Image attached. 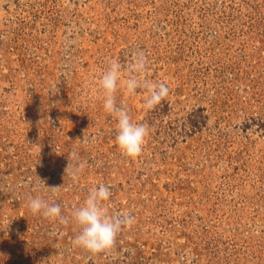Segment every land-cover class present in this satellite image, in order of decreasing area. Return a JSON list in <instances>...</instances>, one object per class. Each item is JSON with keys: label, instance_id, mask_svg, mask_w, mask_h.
<instances>
[{"label": "rangeland", "instance_id": "374dc122", "mask_svg": "<svg viewBox=\"0 0 264 264\" xmlns=\"http://www.w3.org/2000/svg\"><path fill=\"white\" fill-rule=\"evenodd\" d=\"M141 49L170 94L148 110L146 90L117 92L150 130L130 158L98 81ZM99 183L110 215L134 217L110 251L74 246V221L27 207L39 195L70 217ZM185 253L264 264V0H0V264H185Z\"/></svg>", "mask_w": 264, "mask_h": 264}, {"label": "clouds", "instance_id": "9594fccd", "mask_svg": "<svg viewBox=\"0 0 264 264\" xmlns=\"http://www.w3.org/2000/svg\"><path fill=\"white\" fill-rule=\"evenodd\" d=\"M148 67V56L141 49L134 51L126 64L118 59H111L98 81L103 93V108L117 121L115 142L121 152L130 158H138L142 154L150 130L146 124L134 122L128 110L117 105V92L123 89L131 95L139 89L146 90L144 104L148 110L161 104L170 94L166 82H154L147 78ZM82 169L83 164L78 161L72 168L71 175L78 178ZM47 188L55 190L58 187ZM111 195V187L99 183L89 190L83 203L72 210L70 217L63 214L59 203L50 202L39 195L30 196L27 207L32 214L42 215L50 221H59L61 224H67L69 220L74 221L80 229L73 240L74 246L96 254L113 249L118 234L134 221V217L128 212L109 214L105 202L110 200ZM184 259L185 264H191L193 257L185 253Z\"/></svg>", "mask_w": 264, "mask_h": 264}]
</instances>
